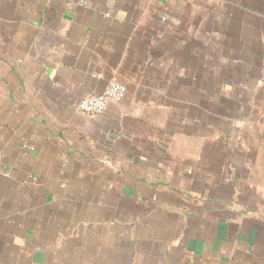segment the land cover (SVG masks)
I'll use <instances>...</instances> for the list:
<instances>
[{
	"label": "crops",
	"instance_id": "crops-1",
	"mask_svg": "<svg viewBox=\"0 0 264 264\" xmlns=\"http://www.w3.org/2000/svg\"><path fill=\"white\" fill-rule=\"evenodd\" d=\"M0 264H264V0H0Z\"/></svg>",
	"mask_w": 264,
	"mask_h": 264
},
{
	"label": "built area",
	"instance_id": "built-area-1",
	"mask_svg": "<svg viewBox=\"0 0 264 264\" xmlns=\"http://www.w3.org/2000/svg\"><path fill=\"white\" fill-rule=\"evenodd\" d=\"M126 89L116 81L110 82L99 95L82 98L78 103L81 112L89 116L101 115L112 101H120L125 96Z\"/></svg>",
	"mask_w": 264,
	"mask_h": 264
}]
</instances>
